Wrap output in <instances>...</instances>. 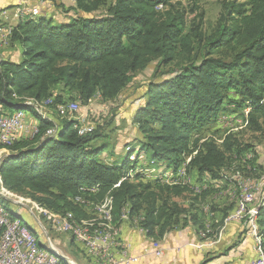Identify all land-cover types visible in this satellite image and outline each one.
<instances>
[{
    "label": "trees",
    "instance_id": "1",
    "mask_svg": "<svg viewBox=\"0 0 264 264\" xmlns=\"http://www.w3.org/2000/svg\"><path fill=\"white\" fill-rule=\"evenodd\" d=\"M221 2L223 11L211 32L203 31L201 14L187 26L179 0H72L73 14L63 20L45 11L18 18L9 42L21 48V59L14 62L0 53V106L30 112L39 122L33 137L6 147L0 160L3 186L61 219L87 220L89 230L116 232L123 217L156 242L175 228L191 224L198 233L204 229L198 204L210 189L180 205L175 198L191 193L186 186L128 173L137 167V159H130L135 147L129 146L117 161H104L100 156L109 147L95 143L105 136L81 131L72 116L55 112L66 109L58 104L75 101L74 93L84 102L96 96L117 98L133 74L152 62L175 65L147 83L133 111L141 165L177 170L183 153L196 151L187 173L219 179L222 169L231 166V156L240 157L248 147L239 148L233 132L205 138L201 130L222 114L240 116L246 108L250 128L261 130L264 122V0ZM158 3L163 6L157 10ZM30 100L51 107L52 118L39 114ZM107 198L108 218L86 205ZM233 209L231 204L223 221Z\"/></svg>",
    "mask_w": 264,
    "mask_h": 264
},
{
    "label": "rangeland",
    "instance_id": "2",
    "mask_svg": "<svg viewBox=\"0 0 264 264\" xmlns=\"http://www.w3.org/2000/svg\"><path fill=\"white\" fill-rule=\"evenodd\" d=\"M221 1L222 0H198L197 2H194L192 0H179L187 12V26L190 25V20L197 18L201 14L204 23L202 27L203 31H213L217 27V21L223 11ZM71 2L72 0H47L46 4H48L50 8L46 9L47 11L45 13L46 15H51L57 21L63 20L67 17V15L73 14V10L71 9L73 6L71 5ZM27 11L31 12L28 17H34V15L37 16V14L43 12H38V10L37 12H34L31 5H28ZM19 12L22 11H18L15 16H13L14 11L10 10L8 12V15L11 18L13 16L11 21L13 24H15L18 20L16 17L21 18L19 16ZM0 53H4L5 57L9 58L10 60L17 59L18 61L21 59V48L14 45L11 46L9 41H7L3 46H0ZM175 67V65L158 66L156 62L150 63L145 69L139 70L133 74L132 80L127 84L128 86L123 91H121L120 95L115 99H103L99 96H96L90 101L84 102L78 97L77 94L74 93L73 97L76 101L78 109L72 115L71 120L76 123V126H78L79 130L81 131L91 132L95 130L105 136L95 143V145H99L101 142H106L107 146L109 147V150H106L100 156L104 161H117L122 157V155H124L126 149H128L129 146H133L135 149L133 150L130 159H137V167L129 171L132 173L131 175L133 176L136 172L144 173V171H146V173L143 174L144 176H142V179H151L153 181L157 180L158 169L141 165L144 163V160L142 154L139 156L137 154L138 142L136 140L138 137H140V134L136 125H133L131 117L134 109L142 102V95L146 89V86L148 85L147 83L166 76V74H168V72H170ZM41 109L46 116H50L51 118L55 112L51 109V107L46 110L41 106ZM55 113L61 117L67 115V110H60ZM25 114L29 118V121L36 124L39 122V118L34 117L30 112H26ZM219 118L216 119L215 124L209 127L206 126L201 130V137H222L224 130L222 125L218 122ZM60 119H58V121H60ZM233 133L234 138L240 144L239 148L248 147L243 152V157L241 155L237 158V156L232 155L230 161L231 166L222 169V172L220 173L221 177L219 179H211L209 175H202L201 177H198L196 172L192 171L189 174L190 179L193 180V178H198L197 182L205 180L210 186L209 193L198 204L200 205V210L203 209L202 212L204 211L201 222L204 223L207 219L211 225V229L208 231L209 244L206 248L208 249L206 251L208 257L211 260L206 261L204 264H221V261H218L216 257L220 254L223 255L225 252L228 253L229 248L234 246L235 243L242 236H244V231H246V233L248 231L246 224H243V222H227V224H224L223 221V217L227 211H229L231 204L233 205V208H235L234 201L239 192L236 179L247 178L252 182L264 179V122L262 124L261 130H254L247 125L242 127V129L235 130ZM23 138H26V136L23 135ZM246 155H251L249 158L250 160L246 159ZM250 161H252V163ZM131 165H133V163ZM2 183L3 182L0 178V188L2 187L7 191V193H10L14 196L17 195L21 198H24L25 202L26 200L28 201L26 202L28 205H26L23 201L24 203L22 205H25L26 208V210H24L23 208L18 207L19 204L15 205L8 201V199H5L3 196L0 197L1 205L8 209L10 213L20 217L27 226L30 225V227L33 228L32 231L34 234H36L38 243L42 248H45L50 253H54V249L55 252L60 256L62 262L65 264H92L90 257L88 256V251H85L84 245L80 246L78 243H76V239L71 236L70 233H62L57 229H54L50 224L48 218L49 215L33 206L30 202L35 203L39 208H42L43 206H39V204L23 194L18 195L9 191L3 186ZM193 195L194 194H192V192H183L181 196L176 197L175 199L180 205H186ZM87 206L89 207V205ZM207 207L211 208L210 210H212V212L209 210L210 212L208 215H206L207 213L205 211V209H208ZM31 208L34 211V214L36 213V219H39L41 227L29 214L28 211ZM233 210H231L230 213ZM89 215H91V211H89ZM86 222L87 220L81 221V223ZM190 226L196 237L200 240V234L204 232L205 228L200 229V232L198 233L196 231L198 226L194 225V227L191 224ZM125 227L134 228V230L139 235L145 237L138 231V229L133 227L131 221L127 217H123L121 228L116 232L121 231L120 233L122 234V231ZM229 227H233L234 229L231 228L232 230L229 231ZM46 235H49L53 243L52 245L48 243ZM145 240V243H150V246L154 247V249L151 250L152 256L160 257L159 243L154 240H150L147 237H145ZM248 245L249 244L247 242L246 246ZM245 247L243 250H245Z\"/></svg>",
    "mask_w": 264,
    "mask_h": 264
},
{
    "label": "built area",
    "instance_id": "3",
    "mask_svg": "<svg viewBox=\"0 0 264 264\" xmlns=\"http://www.w3.org/2000/svg\"><path fill=\"white\" fill-rule=\"evenodd\" d=\"M30 0H15L13 16L18 11L28 10ZM44 4V3H42ZM40 12L44 11L40 4H36ZM163 4L158 3L156 9H161ZM10 10L4 9L0 11V45H4L9 41L13 29L12 18L8 15ZM52 102L51 99H46ZM59 107H64L67 110V117H71L78 109L76 101H69L58 104ZM248 108L241 112V115L222 114L218 122L222 125L224 135L242 129L248 125ZM76 127V126H74ZM37 128L31 121L24 117V113L17 111H7L0 108V142L15 141L23 138V134L27 131H32ZM51 133L50 135H52ZM218 143L221 141L217 140ZM183 153L182 166L177 170L162 165L158 167L157 182L169 186H186L194 195L203 193V191L210 188L205 180L196 182L190 179L187 173L188 162L193 154ZM249 159L251 155H246ZM162 167V168H161ZM238 184V195L235 198V209L224 219V224L227 222H243L248 229V235L254 243V256L247 262V264H264V179L255 182L247 178L236 179ZM91 189H99L92 188ZM16 204L14 201H11ZM18 207L26 210L25 205H18ZM205 209L206 215L209 214V207ZM30 214V213H29ZM32 217L33 215L30 214ZM136 219V218H135ZM37 224L41 227L39 219H36ZM137 220V219H136ZM57 225L55 222H53ZM205 230L200 234V242L196 245L197 249H203L208 246V236L206 233L211 229L209 221H205ZM121 231L111 232L110 230H79L77 228L76 243L85 247L88 251L92 264H130L144 256H151L152 251L150 243H145L139 254H132L130 252L131 245L122 240ZM141 236V235H140ZM46 239L50 245L52 240L49 235ZM160 257L166 252V248L160 245ZM0 264H51L40 256L35 248V241L33 238H28L23 234V229L11 220H7L0 215Z\"/></svg>",
    "mask_w": 264,
    "mask_h": 264
},
{
    "label": "crops",
    "instance_id": "4",
    "mask_svg": "<svg viewBox=\"0 0 264 264\" xmlns=\"http://www.w3.org/2000/svg\"><path fill=\"white\" fill-rule=\"evenodd\" d=\"M29 3H31L34 12L38 10L37 3L40 4L39 6H41L45 12L47 11L46 9L50 8V6L46 4L47 0H30ZM14 6L15 0H0V11L4 9H10L12 11ZM39 11L40 10H38V12ZM27 12L28 15L31 14L30 11ZM16 19H18V17H16ZM1 55H4V53H1ZM12 61L18 62L17 59ZM231 228L233 227H229V231L232 230ZM244 233V236L239 239L238 245L229 248L228 253L225 252L223 255L220 254L216 257L218 261H221V264H247L254 256V243H252L248 231L247 233L244 231ZM121 237L122 240L130 243L132 246L130 250L132 254H139L146 241L145 237L140 236L134 228L129 227L123 229ZM198 242H200V240L196 237L190 225L184 227L183 230L174 229L167 232L160 241V245L166 248V252L162 257L144 256L130 264H204L206 261L211 260L206 252L208 246L201 250L197 249L195 244ZM247 242L249 244L248 246H246ZM244 247L245 250H243ZM152 249H154V247H151V250Z\"/></svg>",
    "mask_w": 264,
    "mask_h": 264
},
{
    "label": "bare ground",
    "instance_id": "5",
    "mask_svg": "<svg viewBox=\"0 0 264 264\" xmlns=\"http://www.w3.org/2000/svg\"><path fill=\"white\" fill-rule=\"evenodd\" d=\"M24 11H27V10H24ZM19 12V16L20 17H25V16H28V12ZM1 46V45H0ZM30 104L35 107L37 109V111L39 112V114H41L44 118H47V116L45 115V113L43 112V110L41 109V106L40 105H37L35 102H32L31 100L29 101ZM0 108H2L0 106ZM3 110H6L4 108H2ZM17 112H21V113H24V117L26 120H28L29 118L27 117V115L25 114V112L23 111H17ZM29 121V120H28ZM33 123V122H32ZM33 125H36L35 123H33ZM37 128L33 129L32 131H27V133L23 134L25 135L26 137H33L36 133H37ZM11 146V141H3V142H0V160L2 157H4L3 155L5 153H7L6 151V147H9ZM147 171H150V170H147ZM153 171V170H152ZM130 175L132 173L128 172ZM140 174V177L144 176L143 174L146 173V171L143 172H138ZM149 174H152V173H149ZM3 196L5 199H8V201H14L16 204H19V205H22L25 201L24 198H21L19 196H14L10 193H7V191L5 189H3L2 187L0 188V197ZM24 201V202H23ZM74 201L75 202H79V203H82L83 202V199L80 198V197H75L74 198ZM26 202H28L26 200ZM25 202V204H26ZM33 206H35L36 208H38L39 210L47 213L49 216V221H50V224L51 226L54 228V229H57L59 232H66V233H70L71 236H73L75 239H76V234H77V228H79V230H83L85 229V223L83 224H76V223H71L70 221L66 220V219H61L58 215L48 211L47 209L45 208H39L38 205H36L35 203L33 202H30ZM109 204H110V199L107 198L105 200V202H103L102 204H99L97 206H93L91 205L90 203L89 204H86V205H89V207L93 208V210H95L96 212H104V217L105 218H108L109 217V213H110V209H109ZM28 205V204H26ZM30 214L33 215V219L35 220L36 216L34 214V211L33 209H29L28 211ZM0 215L1 216H4L5 218H7V220H11L13 223H17L22 229H23V234L26 235L28 238H33L34 241H35V248H36V251L37 253L42 256V257H45V259L47 261H49L51 264H65L64 262H62L60 256L58 255V253L55 252V250L53 249V252L54 253H50L48 250H46L45 248H42L41 245L38 243V239H37V236L36 234L33 233V231L28 228V226L23 222V220L10 213L8 211V209H6L3 205L0 204ZM36 221V220H35ZM53 222H55L57 225H55ZM93 230H97V229H93ZM102 230V229H100ZM103 230H110V229H103ZM111 231V230H110Z\"/></svg>",
    "mask_w": 264,
    "mask_h": 264
}]
</instances>
